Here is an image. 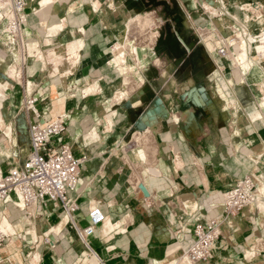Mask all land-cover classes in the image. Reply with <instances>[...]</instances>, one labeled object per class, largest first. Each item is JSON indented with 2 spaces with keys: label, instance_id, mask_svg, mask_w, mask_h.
<instances>
[{
  "label": "crops",
  "instance_id": "0c3cea01",
  "mask_svg": "<svg viewBox=\"0 0 264 264\" xmlns=\"http://www.w3.org/2000/svg\"><path fill=\"white\" fill-rule=\"evenodd\" d=\"M26 1L21 40L7 39L0 17V169L22 167L30 126L23 104L31 96L41 98L34 107L46 117L54 100L63 101L64 139L88 158L72 195L80 203L73 222L50 199L29 211L11 197L0 204V229L15 228L0 248V264H77L84 255L79 264H181L178 248L191 245L194 227L251 173L258 201L224 222L212 257L198 264H264V57L238 81L229 59L209 47L214 38L203 43L196 31L211 26L228 36L233 30L221 19H243L241 4L264 0H227L223 16L211 20L202 6L219 0ZM124 14L146 18L155 36L136 48L141 65L129 52L135 68L127 74L111 68L123 66L111 45L125 41ZM125 77L146 90L118 99ZM146 136L155 151L139 142ZM135 173L147 193L132 181ZM94 205L106 220L86 246L76 227L89 224ZM58 226L59 240L52 235L50 244L47 234Z\"/></svg>",
  "mask_w": 264,
  "mask_h": 264
},
{
  "label": "built area",
  "instance_id": "2783aa9c",
  "mask_svg": "<svg viewBox=\"0 0 264 264\" xmlns=\"http://www.w3.org/2000/svg\"><path fill=\"white\" fill-rule=\"evenodd\" d=\"M26 4V0H0V17L7 21L5 36L11 42L17 38L21 40L22 27L26 22ZM239 32L248 39L250 28L244 26ZM215 39L219 43L218 54L228 58L231 48H234L232 43L237 38L231 42L219 36ZM37 99L33 96L28 100L29 108L34 107ZM36 114L38 117L30 121L22 167H12L6 173L0 169V204L8 203L12 195L18 194L23 202L22 209L29 211L50 199L59 203L73 222V214L80 209V203L72 195L80 184L81 167L86 156L76 155L64 139L67 130L65 114L49 113L47 117L37 111ZM257 183L258 179L252 173L236 181L223 194V201L212 206L217 211L211 219L194 227L195 239L186 251L190 263L206 262L212 257L224 222L258 201ZM89 218L87 226L77 229L80 240L87 246V239L105 222L106 214L100 206H93ZM8 236L0 229V248ZM46 241L49 242L48 239Z\"/></svg>",
  "mask_w": 264,
  "mask_h": 264
},
{
  "label": "rangeland",
  "instance_id": "374dc122",
  "mask_svg": "<svg viewBox=\"0 0 264 264\" xmlns=\"http://www.w3.org/2000/svg\"><path fill=\"white\" fill-rule=\"evenodd\" d=\"M46 1H49V0H42L43 3H46ZM251 4V5H249ZM215 8H214V7ZM208 5V4H204V6H202V10H204V12H206L209 16H210V20L212 18H220L222 15V12L226 11V9L228 8V2L227 0H219L218 2V5ZM248 6V7H247ZM211 7V8H209ZM253 7V8H252ZM213 8V10H212ZM211 9V10H209ZM260 9L262 11H264V4L259 1L257 3H251V2H248V3H245V4H241V6L239 7V10L243 13V19L242 18H239L237 16H231L227 13V16H224L222 19H221V23L224 24L226 27H228L229 29H232L233 31H231L229 33L228 36H225L221 31H219L218 29H214L213 27H209V26H200L196 29L198 35H199V39L201 42L203 43H210L212 41V39L214 38V43L216 42L215 38H218V36L226 41H230L234 38H237V39H234V43H232V45H234V48L230 50L229 54H228V59L229 61L231 62L232 66H233V70H235V75L238 79V77L240 79H244V75H246L247 73H250L252 74L253 71L259 67V59H263L264 57V51H261L260 53H257L256 51V46L253 45L252 41H250V35H251V29H255L256 30V33L258 34H262V36L264 37V28H263V25H264V18L260 17ZM255 10V11H254ZM27 11V10H26ZM26 13V12H25ZM147 17V16H146ZM235 20L236 22V26L234 25L233 21ZM263 21V25L260 26V21ZM244 26H248L250 28V34L248 36V39L245 38L243 36V34H241L239 31L240 29H242ZM147 27V26H146ZM145 28H140V30H137V29H133V33L132 34H135V33H139V35H141L142 37H140V41H136L133 37H132V34L129 33L128 37H125V41H120V42H115L111 45V49L113 50V54L111 53L112 56H115V54L119 55V54H124L122 55L121 57V60L123 61L122 65H125L127 68H128V72L125 71V74L127 73H132L134 69H131V64L127 63L128 65H126V63H124V59L126 58H129L130 55L132 54H129V52H135L136 53V59H137V63H138V59L142 62L141 58H140V55H141V52H136V48H140L141 46H144V45H148V44H151L152 42H154V39H155V36L153 35H150L148 30ZM228 31V30H227ZM235 33H236V36H235ZM205 35V36H204ZM211 35H214L211 37ZM147 37V38H146ZM204 38L205 39H210L212 38L211 40L205 42L204 41ZM128 39V40H127ZM244 39L246 41V52H247V55L244 56L242 58V56H239V52H238V46H239V42L240 40ZM264 42V39L262 40ZM133 47H134V50H133ZM210 48H212L211 46H209ZM261 49H264V43H262V48ZM76 53H72V56L75 58L76 56ZM134 56V55H133ZM146 56V55H144ZM72 57V58H73ZM144 57H142L143 59ZM142 64V63H141ZM116 64L112 62V69L114 70H117L119 69L120 67L119 66H115ZM141 67V71H145L147 69V66H144L142 65ZM133 68H135L133 66ZM232 70V71H233ZM229 71L227 70V73ZM238 74V75H237ZM126 78V79H125ZM124 78V82H123V86L125 85L124 87V91L119 93V96L117 97L118 99H121V98H125L126 95H129L130 93H127L128 90L127 89H131V80L133 81V78L131 77H125ZM127 79H130L129 81H127ZM126 80V82H125ZM239 80V79H238ZM241 80V81H242ZM128 82V83H127ZM126 83V84H125ZM48 87H50L51 85L48 84L47 85ZM129 88H128V87ZM134 88V89H133ZM131 89V96L133 97H137L139 94H141L142 90H146L145 88L143 89H135V87H133ZM133 91V92H132ZM1 94V93H0ZM33 96L31 97H28L23 106H24V113H27L28 117H29V125H30V121L32 120V113H31V108H29V103H28V100H30V98H32ZM41 99V98H39ZM37 99V100H39ZM49 99V98H48ZM47 100V99H44V101ZM63 100V99H62ZM44 101H39L38 104H41L42 102ZM55 101V100H54ZM53 101V104H50V110H49V113H51L53 110H55L56 113H59L60 111H63V106H62V103L63 101H61L60 99L59 100H56L55 102ZM36 103V102H35ZM34 103V104H35ZM262 106L264 107V96H263V99H262V102H261ZM33 105V104H32ZM33 108V106H32ZM35 108V107H34ZM36 111V109H35ZM54 112V113H55ZM23 115V114H22ZM31 117V118H30ZM258 117H260V114L257 113L254 118L257 119ZM1 116H0V122H1ZM37 118V117H36ZM35 118V119H36ZM33 118V120H35ZM139 142L140 143H143L145 144L146 146L149 147V143L151 142H154V138L151 137V136H146V138L144 139H139ZM25 143V142H24ZM153 146H150L149 148L151 149ZM24 148V147H23ZM22 148V149H23ZM149 149V150H150ZM156 148L154 146V150L153 148L150 150V151H155ZM86 156V155H85ZM87 156H86V159L84 160L82 166L84 165V163L87 161ZM17 164V163H16ZM137 172H140V169L138 168L137 169ZM132 181L136 184H139V186L141 187V189L144 191V193H147L146 190H144L145 188L142 187V184H141V176H139L137 173L134 174L133 176V179ZM264 185V184H262ZM260 185V186H262ZM259 194H262V193H259V189L257 190V196H258V199H259ZM11 202V201H10ZM218 203V202H216ZM95 206V205H94ZM218 206V205H217ZM217 211V209H216ZM9 223L6 222V225H8ZM12 224V223H11ZM76 227V225H75ZM77 228V227H76ZM59 229L57 227H54L52 228L49 232H48V236H47V239H52V235H53V239L55 238V240H59L57 237H56V234L59 233ZM77 231V229H76ZM5 232L7 234H14L15 233V228L14 226L12 225L11 228H8L6 227V230ZM49 243H50V240H49ZM51 244V243H50ZM58 245V244H56ZM87 246V245H86ZM184 247V246H183ZM185 253L187 251V248L185 247ZM180 256V255H179ZM95 257L97 258V256L95 255ZM86 258V256L84 255L83 257H81V259H79L80 263H82L84 261V259ZM181 258V257H180ZM93 261V264H96L97 261L94 259H91ZM79 261L77 262V264H79ZM203 263V262H202ZM183 264V262L181 263Z\"/></svg>",
  "mask_w": 264,
  "mask_h": 264
},
{
  "label": "bare ground",
  "instance_id": "6f19581e",
  "mask_svg": "<svg viewBox=\"0 0 264 264\" xmlns=\"http://www.w3.org/2000/svg\"><path fill=\"white\" fill-rule=\"evenodd\" d=\"M249 5H251V4H249ZM248 7V6H247ZM209 8H211V7H209ZM253 8V7H252ZM209 10H211V9H209ZM212 10H213V8H212ZM255 11V10H254ZM123 17H124V19H126L127 20V23H126V26H124V27H120L119 28V30H121L122 31V37L125 39V37H128V35H129V33L130 34H132L133 33V29H137V30H140V28H145L146 26H147V24H148V20L146 19V18H139V19H135V20H133V21H130V19H131V16H130V14H124L123 15ZM260 17H262V18H264V11H262L261 9H260ZM263 28H264V25H263ZM132 37L136 40V41H140V37H142L141 35H139V33H135V34H132ZM140 38V39H139ZM147 38V37H146ZM264 39V37L262 36V34L260 35V34H258V33H256V30L255 29H251V35H250V41H252V43H253V45H255L256 46V51H257V53H259V51H260V49L262 48V43H264L262 40ZM128 40V39H127ZM210 45H211V47L212 48H215L217 45H218V43L217 42H215V44H214V41L213 42H211L210 43ZM246 41L244 40V39H242V40H240V42H239V46H238V54H239V56H242V58L244 57V56H246L247 55V52H246ZM124 55V54H123ZM124 63H126V65H128L127 63H128V59H124ZM138 65H141V61L138 63ZM131 69H134L133 68V66L131 65ZM128 70V68L125 66V65H123V66H121L120 67V69H119V71H120V73L121 74H125V71H127ZM148 69H146L145 70V72L147 73L146 75L148 76V77H150V73H148ZM128 72V71H127ZM238 75V74H237ZM126 79V78H125ZM238 81H241L242 79H240L239 77H238ZM127 80H129V79H127ZM123 82H124V78H123ZM125 82H126V80H125ZM130 82V81H129ZM128 83V82H127ZM126 84V83H125ZM129 84H131V83H129ZM131 89L133 88V87H135V89H137V87H139L137 84H131ZM124 87H125V85H124ZM128 87V86H127ZM130 87V86H129ZM128 87V88H129ZM131 89H127L128 90V92L127 93H130L131 94V92H129V91H131ZM134 89V88H133ZM133 92V91H132ZM264 96V95H263ZM31 112H32V114H34V115H32V117L35 119L36 117H38V115L36 114V111H35V108L33 107V108H31ZM264 190V187L262 186V187H260V191H263ZM11 203H13V205L14 206H16V207H18V206H21V208H22V206H23V202L21 201V198H20V196H18V195H16V194H14L12 197H11ZM249 207V206H248ZM6 219V218H5ZM6 221H7V219H6ZM59 230H60V226H58L57 227ZM77 229H79V227H77ZM178 252H179V257H181L180 259H181V261L180 262H183L184 264H192V263H190L189 261H188V259H187V254L185 253V251H184V248L183 247H179L178 248Z\"/></svg>",
  "mask_w": 264,
  "mask_h": 264
},
{
  "label": "water",
  "instance_id": "95a60500",
  "mask_svg": "<svg viewBox=\"0 0 264 264\" xmlns=\"http://www.w3.org/2000/svg\"><path fill=\"white\" fill-rule=\"evenodd\" d=\"M144 190H146V189H144Z\"/></svg>",
  "mask_w": 264,
  "mask_h": 264
}]
</instances>
